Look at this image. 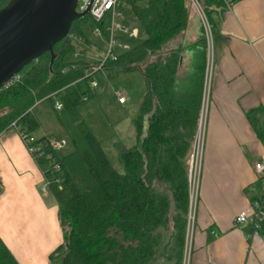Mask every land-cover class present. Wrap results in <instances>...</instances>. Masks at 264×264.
<instances>
[{
  "label": "trees",
  "instance_id": "1",
  "mask_svg": "<svg viewBox=\"0 0 264 264\" xmlns=\"http://www.w3.org/2000/svg\"><path fill=\"white\" fill-rule=\"evenodd\" d=\"M9 1L0 0V9ZM197 1L215 36L220 22L215 16L226 9L223 0ZM123 13L125 20L139 22L143 36L134 38L126 26L129 32H117V40L129 47L116 48L117 60L108 61L105 68L140 70L149 91L134 120L135 144L119 146L122 172L112 167L79 111L93 94L90 82L95 72L91 69L100 56L91 59L92 51L101 42L105 49L108 38L102 23H96L102 36L95 42L81 29L88 14L74 19L51 51L19 70V80L0 88V133L16 121L33 134L38 123L31 108L36 102L50 98L62 104L56 117L72 149L61 154L44 145L59 164L58 171L52 170L50 159L37 160L51 180L49 191L65 231L63 243L50 255L52 264H159L158 257L164 252L172 264H183L189 203L185 160L197 128L200 99L188 96L175 106L172 85L185 43L178 37L191 14L198 17V43L206 50L204 29L190 0H136ZM70 51L74 59L67 60ZM254 116L257 135L264 141V124ZM44 139L39 141L45 144ZM169 232H173L171 246L163 249ZM0 264H18L1 240Z\"/></svg>",
  "mask_w": 264,
  "mask_h": 264
},
{
  "label": "crops",
  "instance_id": "2",
  "mask_svg": "<svg viewBox=\"0 0 264 264\" xmlns=\"http://www.w3.org/2000/svg\"><path fill=\"white\" fill-rule=\"evenodd\" d=\"M215 17L220 22L211 51L213 71L189 264H264V232L234 223L235 216L249 209L251 200L262 192V179L254 163L264 158V141L251 117L256 114L264 124V0H237L231 9L217 12ZM200 35V23L193 13L178 37L186 45L182 43L172 85L175 106L198 95L201 108L208 49L206 40V50L198 43ZM142 76L146 85L139 112L149 91ZM47 99L37 101L31 112ZM167 101L172 105V100ZM39 113L52 115L55 125L43 126L34 115L42 128L39 134L33 132L34 136H51L65 143L67 135L53 103ZM43 182V171L19 133L13 129L1 132L0 240L18 264H52L51 253L64 241L57 202L50 191H41ZM172 237L173 232H169L163 249L170 248ZM158 260L159 264H172L165 252Z\"/></svg>",
  "mask_w": 264,
  "mask_h": 264
},
{
  "label": "built area",
  "instance_id": "3",
  "mask_svg": "<svg viewBox=\"0 0 264 264\" xmlns=\"http://www.w3.org/2000/svg\"><path fill=\"white\" fill-rule=\"evenodd\" d=\"M136 0H92L90 5L88 15L95 21V23H102L105 30L108 32V38L105 40V49L102 53L101 58L98 63L92 67L91 72H97L105 68L108 61H116L118 54L116 48L127 49L129 46L126 43H122L117 40V32H129V30L122 26L119 19L124 17L123 10ZM195 12L201 20V24L204 29L205 40L208 49V59L206 64V78L204 85V97L201 103V108L199 111V118L197 123V128L195 136L192 141L191 152H190V162L189 168L187 169V179H188V193H189V203L188 212L186 215L187 228L185 237V248L183 254V264H189L190 257V244L192 239V227L195 223V213L198 204L199 196V186H200V174H201V161L204 149V139H205V128H206V111L208 104V95L210 89V78L213 71L212 64V44H213V32L210 23L197 0H190ZM90 0H78L76 10L81 12L86 9ZM225 8L227 10L231 9L234 1L233 0H223ZM80 6V9L77 8ZM94 34L98 37L102 36V29L100 26L95 25ZM20 79L18 74L13 75L3 87H9L14 82ZM90 87H97V82L92 80L90 82ZM115 96L119 103H124L126 101V92L124 90L116 89ZM55 110H60L62 104L59 101L53 103ZM9 129H13L19 133L20 138L24 142L31 156L37 161L40 157H46L50 159L52 164V170L58 171L59 164L51 159L50 154H47L44 145H48L49 148L59 151L64 143L60 142L55 137L44 136V143L39 141V138L35 137L34 134L27 133L25 130L21 129V126L16 122L12 121L9 124ZM41 138V137H40ZM254 169L256 174L260 179H262V192L259 196L255 197L250 202V208L247 210L240 211L234 218V223L237 225L244 224L249 226L254 232H264V158L254 163ZM44 182L41 186V191L46 194L49 191V186L51 180L44 174ZM55 182H59V179H54Z\"/></svg>",
  "mask_w": 264,
  "mask_h": 264
},
{
  "label": "rangeland",
  "instance_id": "4",
  "mask_svg": "<svg viewBox=\"0 0 264 264\" xmlns=\"http://www.w3.org/2000/svg\"><path fill=\"white\" fill-rule=\"evenodd\" d=\"M192 8L194 9L193 6ZM77 9L79 10L80 6ZM119 22L122 26H126L130 29V34L134 38L143 36V33L140 31V24L136 19L132 18L125 20V18L122 17L119 19ZM95 25V21L87 15L81 23V29L91 40L97 42L100 38L94 34ZM96 48L97 50L92 51L91 59H97L94 58L93 55H97L95 57L100 56L101 58V52L104 50V43L101 42L100 48L99 46ZM65 59H74L71 51L68 52ZM94 80L97 82L98 86L93 88L92 96L79 106V111L84 121L100 142L112 167L122 172L123 168L119 161V146L129 147L136 141L134 120L139 112L146 83L142 73L138 69L108 70L104 68L94 74ZM116 89L126 92V103L119 104L115 96ZM51 105L52 100L47 99L42 102V106H40L39 109H43V107L50 108ZM39 109L35 108L34 111H32L33 116H39V120L43 126H54L55 121L53 116L50 115V117H48L47 115H40ZM52 111L51 108V112ZM41 132V127L40 129L37 127L34 131L35 134ZM71 149L72 146L69 141H65L64 145L59 149V152L64 154ZM189 156L190 154H188L185 160L187 169L189 168L190 162ZM64 233L63 227V237Z\"/></svg>",
  "mask_w": 264,
  "mask_h": 264
},
{
  "label": "water",
  "instance_id": "5",
  "mask_svg": "<svg viewBox=\"0 0 264 264\" xmlns=\"http://www.w3.org/2000/svg\"><path fill=\"white\" fill-rule=\"evenodd\" d=\"M78 0H10L0 9V88L27 63L62 40L74 19Z\"/></svg>",
  "mask_w": 264,
  "mask_h": 264
}]
</instances>
